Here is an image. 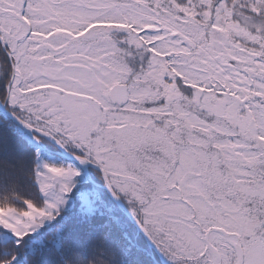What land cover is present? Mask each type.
<instances>
[{"label": "snow or ice", "instance_id": "obj_1", "mask_svg": "<svg viewBox=\"0 0 264 264\" xmlns=\"http://www.w3.org/2000/svg\"><path fill=\"white\" fill-rule=\"evenodd\" d=\"M0 264H264V0H0Z\"/></svg>", "mask_w": 264, "mask_h": 264}, {"label": "trees", "instance_id": "obj_2", "mask_svg": "<svg viewBox=\"0 0 264 264\" xmlns=\"http://www.w3.org/2000/svg\"><path fill=\"white\" fill-rule=\"evenodd\" d=\"M22 191H23V189H22Z\"/></svg>", "mask_w": 264, "mask_h": 264}]
</instances>
